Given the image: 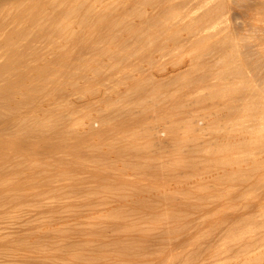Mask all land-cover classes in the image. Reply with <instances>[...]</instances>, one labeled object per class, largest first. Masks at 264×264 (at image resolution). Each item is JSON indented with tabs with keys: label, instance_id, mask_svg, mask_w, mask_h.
Listing matches in <instances>:
<instances>
[{
	"label": "rangeland",
	"instance_id": "rangeland-1",
	"mask_svg": "<svg viewBox=\"0 0 264 264\" xmlns=\"http://www.w3.org/2000/svg\"><path fill=\"white\" fill-rule=\"evenodd\" d=\"M40 6L51 81L0 112V264H264V0Z\"/></svg>",
	"mask_w": 264,
	"mask_h": 264
},
{
	"label": "bare ground",
	"instance_id": "bare-ground-1",
	"mask_svg": "<svg viewBox=\"0 0 264 264\" xmlns=\"http://www.w3.org/2000/svg\"><path fill=\"white\" fill-rule=\"evenodd\" d=\"M26 1L27 2H25L24 5L22 3L23 7H21V8H17L14 6L9 7L10 5H8L9 9L6 7L8 10H6L4 12V14L5 15L8 13L13 14V17L10 19V21L3 22L1 20V16H0V30L2 29V31H4L3 29L7 28V26L9 27V25L11 23L12 24L15 23V26L11 27L9 29V31L4 36L0 35V59H1L0 60V112L2 109H6L7 110L6 112L9 113L10 118H11V116L16 117V116H21L23 114L25 116V114H31L33 112V110H34L33 107L35 106L34 105L35 104L34 103L35 98L40 93V91H39V85L40 84L39 83L42 82L41 84L44 85L46 83V80L48 81V78L50 77L49 76L50 72H49V69L47 67L49 65H45V64L40 65L39 64L40 66H32V64L31 65L29 64V61H31V59H34V57H37V54L35 55V53H33V50H31L33 48H31L30 43H29V45H28V43L27 44L22 43L23 40L26 42V40L28 39V38L26 39V35L28 34L27 29L31 26H34V27L36 26V21H37L38 17L41 15L40 14L38 16V12H39L38 9L41 7L40 5L43 2L45 4L47 2V0H26ZM6 5L7 4H5L4 6H6ZM0 6H1V4H0ZM2 6H3V4H2ZM0 10H2V9H0ZM72 16H71V18H72ZM48 17H46V18L48 19ZM75 18H77V17H75ZM79 20L81 21V18ZM20 21L28 22V24L26 23L27 26H25V27H18V25L16 26L17 22H20ZM46 23H47V21H46ZM37 28H36L37 33L41 34V35L43 34V36H44V30L47 27L44 24L43 25L40 24L39 26H37ZM30 33L31 32H29V34ZM24 37L26 40L24 39ZM31 38H34V36ZM27 41L29 42V40H27ZM37 59L40 60V57L39 58L37 57ZM55 78H56V76H55ZM50 81H48V83ZM41 86H40V88H41ZM52 90H53V88H52ZM45 93H47V92H45ZM45 93H43V95ZM22 106L23 107L27 106V109L24 113H19V111H22V110H20L22 108ZM3 111L5 112V110H3ZM1 115H3V114H1ZM1 115H0V127H4V125L7 121L5 120V118L3 119L2 118L3 116H1ZM4 115H6V114H4ZM4 140L5 139L0 137V150L3 149L1 147L4 146V148H5L6 145H10L9 142H8L9 143L8 144V143H6L7 141L5 140L6 141L5 142ZM14 145H15L16 149L19 148V147H17V146H19V144H14ZM34 146H35L34 142L28 143L29 155L31 157H33L37 154ZM8 153H10V152H8ZM8 153H7V155H8ZM5 154H6V152H5ZM13 154L15 155V153H13ZM1 156H3V155L1 154ZM3 157L5 158V156H3ZM6 157H7L6 158L7 160H10L12 156H11V154H9L10 158L8 156H6ZM15 173L17 176H20V174H17L18 171H15ZM30 177L31 176H29L27 178H30ZM27 178H26V180H29Z\"/></svg>",
	"mask_w": 264,
	"mask_h": 264
}]
</instances>
